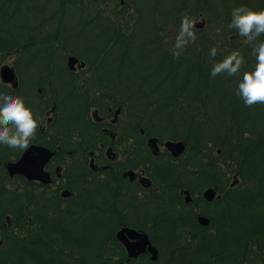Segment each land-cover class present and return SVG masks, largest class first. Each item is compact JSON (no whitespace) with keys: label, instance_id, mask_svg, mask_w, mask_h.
Returning a JSON list of instances; mask_svg holds the SVG:
<instances>
[{"label":"trees","instance_id":"obj_1","mask_svg":"<svg viewBox=\"0 0 264 264\" xmlns=\"http://www.w3.org/2000/svg\"><path fill=\"white\" fill-rule=\"evenodd\" d=\"M210 1L170 0L168 7L160 6L151 14L143 41L138 39L139 21L122 19L118 13V18L94 27L100 32L84 38L81 44L83 37L78 31H67L65 17L58 11L65 8L87 27L90 22L85 19L84 0H0V66L15 53H20L21 59L28 56L29 61H53L40 60L49 54L32 50H71L85 58L83 50L94 48L88 44L93 41L97 43L95 50H124L121 62L132 69L123 95L137 103L138 126L155 131L162 139L187 142L181 163L167 168L171 187L183 183L195 193L201 192V183L202 189L213 186L222 194L214 201V211L205 212L213 220L211 226L202 227L193 218L191 226L166 232L169 255L178 259L177 264H264V104L246 106L237 95L238 89L211 90L213 64L237 51L229 49L227 37L217 40L209 37L206 29L196 31L195 43L179 58L173 56L182 17L193 19L215 8ZM127 7L131 5L127 3L124 9ZM226 10L225 16L217 13L225 25L227 1ZM51 13L59 19L55 21ZM76 25L74 22L70 29ZM69 39L77 40L76 44L66 41ZM212 47L218 48L215 58L210 56ZM243 56L241 75L233 76L237 88L242 73L253 70L255 57L252 53ZM131 58L140 65V72ZM203 73L207 78L203 104L208 112L190 115L185 107L186 91L197 85ZM225 75H217V80L222 83ZM13 92L0 80V93L17 97ZM34 100L36 103L27 107L40 120L45 106ZM211 100H218L216 109H212ZM123 102L132 104L131 99ZM34 140L43 141L31 142ZM20 151L0 145V233L4 241L0 264H120L116 231L94 211L85 213L83 205L81 212L77 207L64 212L47 207L55 198L46 186L20 175L8 176L4 163ZM231 174L240 178L234 187L228 185ZM9 181L18 185L11 189ZM3 200L7 201L5 206ZM7 216L12 218L11 226L6 223Z\"/></svg>","mask_w":264,"mask_h":264},{"label":"flooded vegetation","instance_id":"obj_2","mask_svg":"<svg viewBox=\"0 0 264 264\" xmlns=\"http://www.w3.org/2000/svg\"><path fill=\"white\" fill-rule=\"evenodd\" d=\"M104 2L105 0H89L90 13L97 20L105 16ZM115 2L123 6L126 0ZM237 4L256 8V4L253 5L251 0H241V3ZM260 5H264V0H260ZM231 20L232 16L230 22ZM235 35L239 36L237 31ZM260 41H264V36L259 38L258 42ZM248 50H253L251 45H248ZM46 51L58 50H34ZM94 51H99V54L107 53V50ZM26 66L36 68V74L42 77L41 80H45L43 76L51 74L48 80L52 86L60 68L56 62H42L37 66L36 63L26 62ZM114 68V64L86 63L83 70L68 71L77 82L82 83L85 80L84 86L71 80L55 82L56 99L51 107L54 106L55 110L57 101L66 99L65 103L72 109L73 124L67 141L63 142L58 139V130H46L49 124L55 121L58 123L60 115L54 113V110H45L44 115L40 116V120L45 121L42 132L48 141L54 140L49 146L55 151L54 157L45 167L52 178L51 183L46 185L54 191L58 189L60 199L69 200L76 192L72 189L80 191L83 186L86 192L97 185L99 180L108 179L112 181L111 191L119 203L120 228L133 227L138 231L147 232L149 237H152L150 232L155 229L166 225L177 227L180 222L187 220L186 214L178 210L181 208L180 203L185 201L183 183H176L173 187L179 191H171L168 189L170 185L166 178L168 166L181 163V157L172 155L166 146L167 139H162L154 133L155 131L139 127L136 115L126 116L120 103L123 88L114 79L115 74L120 72ZM63 81H66L71 91L69 95L67 92L63 95ZM104 83L110 84L108 94L98 89ZM39 91L44 93L42 88H39ZM48 97L52 99L50 94H47L45 99ZM107 98L114 102L107 103ZM152 138H156L154 143L151 142ZM64 190H69L72 194L62 198ZM150 239L158 248L154 238ZM124 251V247L120 249L122 257ZM148 254L150 255L146 252L142 256H149Z\"/></svg>","mask_w":264,"mask_h":264},{"label":"clouds","instance_id":"obj_3","mask_svg":"<svg viewBox=\"0 0 264 264\" xmlns=\"http://www.w3.org/2000/svg\"><path fill=\"white\" fill-rule=\"evenodd\" d=\"M195 23L187 15L182 17L173 47L175 58L182 56L189 44L195 43ZM228 27L235 29L244 38V43L252 46V55L256 59L254 70L242 73L237 95L248 107L264 104V41L258 42L264 36V11H254L247 6L236 7L232 11ZM217 54L218 48L212 47L210 56L215 58ZM244 64L245 58L240 51H232L222 61L213 64L211 76H239ZM40 125L41 121L34 117L33 111L26 106L22 97L0 93V145L27 151Z\"/></svg>","mask_w":264,"mask_h":264},{"label":"water","instance_id":"obj_4","mask_svg":"<svg viewBox=\"0 0 264 264\" xmlns=\"http://www.w3.org/2000/svg\"><path fill=\"white\" fill-rule=\"evenodd\" d=\"M78 61L79 59L76 56H70L68 65L71 68H75V64ZM84 66L85 63L81 62L79 68H82ZM0 76L3 82L11 83L13 87H17L18 79L15 73V69L12 66L8 64L3 65L0 68ZM155 140V138L151 139L153 143L155 142ZM166 145L174 156L180 155L186 149L185 142L183 141L169 140L167 141ZM54 154V151L45 146L33 144L28 148L27 151L22 154L19 160L7 162L6 168L11 176H14L15 174H21L26 176L30 180L40 179L43 182H49L51 178L49 177V173L44 170V165ZM187 195L189 197L188 192ZM204 195L206 199L213 200L215 198L216 191L213 188H208L205 191ZM199 221L203 225H208L210 222L208 218L203 216L199 217ZM127 235L132 239H138V242L130 241ZM117 237L124 242L131 256H137L140 252L146 251L145 247L149 244L148 250L152 253V258L157 259V248L151 245L149 239L145 234H141L134 229L124 228L117 233Z\"/></svg>","mask_w":264,"mask_h":264},{"label":"rangeland","instance_id":"obj_5","mask_svg":"<svg viewBox=\"0 0 264 264\" xmlns=\"http://www.w3.org/2000/svg\"><path fill=\"white\" fill-rule=\"evenodd\" d=\"M131 4V0H128ZM253 5H255L257 2H259L260 0H251ZM138 4H137V9L136 12H138L139 14H141L140 16H135V19L137 21H139L140 27H139V36L138 39L139 41H143L145 39V34H144V30L147 29L148 25H149V21L150 18L148 17V15H151L154 11L158 10L160 8V6H162L163 8L169 6L170 0H137ZM215 4H218L219 1H214ZM57 21V20H55ZM72 22H77V25L75 27V29L73 30L78 31L80 33V36L83 37L81 43H84L85 39L84 38H90L92 37L94 34L99 33L100 32V28H94L91 25H88L87 27L84 25L83 22H80L79 18L76 17H72ZM106 22L108 23V19L106 20ZM79 41V40H78ZM86 46V44H85ZM112 52H110L108 54V57L111 55ZM153 58V56H152ZM133 65L135 66V68L138 70V72H140L141 67L139 64H137V62L134 61L133 58H131ZM6 63L9 64H22V61L20 59V57H9L6 59ZM39 65V60L36 61V66ZM20 72L22 73L21 75V80H22V85H23V90L24 91H28L29 88L33 87L34 84L37 82L36 77H34V75L32 74V71L30 68L26 69L25 71H23L22 69H20ZM194 77H196V75H194ZM241 79V78H239ZM195 81H197L196 79H194ZM60 82V80H58ZM236 80L233 78V76H228L227 74L225 75V77L223 78V82L220 83L217 80V77L212 78L211 81V90L214 91H219L222 89H228L231 90L233 89V91L235 89H238L237 87H235V82ZM240 82V80L238 81ZM13 94H15V96H17L19 94V92H13ZM34 94H36V92H31V95L27 98L25 103L30 104L31 102H34ZM215 102V101H213ZM218 106V103H216V105H212V109H216V107ZM66 125H67V119L64 118L63 122L60 123L58 125V127L62 130L65 131L66 129ZM11 150H13L11 148ZM18 150V149H15ZM2 154L6 153V150H2L1 152ZM16 156H13L12 158H15ZM6 172V170H4ZM18 185V182L15 181H9L8 186L9 188H14ZM20 186H21V182H20ZM7 203L6 200L2 201V206H5ZM11 218V217H10ZM12 220V218H11ZM8 224V222H7ZM0 239H1V235H0Z\"/></svg>","mask_w":264,"mask_h":264},{"label":"bare ground","instance_id":"obj_6","mask_svg":"<svg viewBox=\"0 0 264 264\" xmlns=\"http://www.w3.org/2000/svg\"><path fill=\"white\" fill-rule=\"evenodd\" d=\"M59 15H61L62 17H65L68 10H66L65 8L59 9ZM52 17L55 18V20H58L59 17H57V15L52 14ZM58 15V16H59ZM205 73L199 75V82L197 81V85L196 86H192L190 88H187L186 91V95L185 98L188 97V99L185 101V107L189 112V114H203V113H207V106L205 104H203L204 102V97H203V92L204 89L206 87L207 84V78H205ZM215 101V102H213ZM218 102V100H211L210 101V105H216V103ZM195 103H198L197 105H195ZM86 211H89V209H87ZM85 211V212H86Z\"/></svg>","mask_w":264,"mask_h":264}]
</instances>
